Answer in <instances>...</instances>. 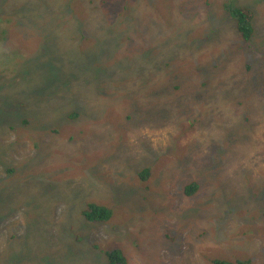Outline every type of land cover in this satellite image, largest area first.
Listing matches in <instances>:
<instances>
[{"label": "rangeland", "instance_id": "374dc122", "mask_svg": "<svg viewBox=\"0 0 264 264\" xmlns=\"http://www.w3.org/2000/svg\"><path fill=\"white\" fill-rule=\"evenodd\" d=\"M17 1L26 3L21 7L24 11L35 9L30 0ZM39 1L44 4L45 12L40 6L39 12L29 13L46 26L29 28L30 34L25 38L14 30L13 14L0 18V81L3 83L0 91V258L3 259V253L11 249H19L18 253L30 243L31 251L35 248L38 253L45 248L48 253H53L60 249L61 242L66 241L74 246L73 250L82 246L81 252L74 254H90L83 258L99 255L102 258L100 264H106L101 252L113 250H120L128 264H152L156 262L152 260L150 249L154 246L156 220H163V226L168 223L165 227L176 225L178 231L188 220L179 214L186 207L195 205L199 217L196 216V224L188 229L189 236L183 238L184 250L173 264H211L216 259L264 264V213L258 215L260 209L264 212V205H253L246 186L250 183L256 191L262 190L264 202V180H255L256 171L245 172L247 167L255 164L251 160L255 146L251 142L242 149L239 158L227 155L230 154L227 147L230 121L243 116L245 106L251 107L249 113L254 119L264 115L261 109L263 92H255L244 104L242 95L247 85L264 83L261 63L264 51L258 52L264 46V0H92V4L91 0H73L74 5L80 7L74 9L77 18L88 19L94 27L98 19L91 17L92 14L112 18L109 26L115 24L113 33L134 36L131 46L125 45L123 36L118 41V48L104 41L108 36L105 30L96 36L90 35L83 43H78V39L71 40L67 31H62L57 24L58 14L50 15L59 10L54 5L59 1ZM88 4L93 7L90 13ZM224 4H238L255 11L256 33L250 45L257 49L256 63L254 57L249 59L232 45L226 47L223 41L213 45L211 41L210 53L222 51V58L229 60L228 73L237 76L251 73L245 80H229L231 76L217 70L215 79L219 81H210L213 70L195 67L190 61L186 63L184 59L190 60L189 54L179 50L181 46L188 49L195 45L199 34L206 36L216 31L215 37H218L225 28L216 25L218 22L214 20H230ZM85 6L87 10L83 8ZM24 11H20L21 20H25ZM208 20L215 23L207 24ZM51 30L63 35L55 46L52 42V51L51 39L47 36ZM41 43L44 47L40 49ZM106 44L107 53L103 47ZM38 53L55 56L56 70L30 67L28 75L21 80L18 74L24 68L17 65L26 59L34 61ZM210 53L197 50L194 59L202 63L211 59ZM120 63L124 69L115 66ZM160 63L164 68L156 72L155 67ZM218 64L215 61L213 69H221ZM248 67L250 71L246 69ZM95 68L110 69L123 80L122 83L114 80L116 83L105 86V89L113 90L121 87L117 90L118 96L114 92L109 99L98 97L97 90L105 82L93 81ZM238 81L239 87L233 91ZM229 92L231 98H228ZM26 94L41 104L33 105L35 110L28 113V124L23 128L7 114L14 102L23 100ZM128 111L132 124L142 119L139 113L146 115L142 123L150 125L160 121L153 119L154 112L167 120L179 115L189 120L171 121L159 130L146 128L144 124L137 128L126 127L119 118L126 117ZM16 121L24 140L19 141V136L9 131V126ZM42 123L45 131L40 129ZM111 133L115 134L112 140L116 142L122 141L124 135L123 143L113 151L114 143L106 140L111 139ZM260 140L264 148V136ZM190 141L198 147L192 154L187 153ZM213 149L225 155L219 168L215 169L217 178L211 182L202 180L191 197L172 190L168 192L167 188H173L177 180L184 184L189 182V175L208 174L213 169ZM180 156L181 162L177 164ZM144 159L153 161L146 184L140 183L136 170ZM237 161L241 167H238V176L233 177ZM185 167L188 170L179 173ZM5 168L14 170V175L5 174ZM156 178L161 179V192L156 197L157 212H133L128 202L120 199L122 193L130 198L140 197L142 190L147 185L150 188ZM229 202L233 207H228ZM87 203L111 209L108 222H84L81 212ZM244 217L247 219L239 224L238 220ZM42 229L43 234H52V237L38 243L36 240ZM27 230L31 233L25 235ZM203 231L202 238L198 233ZM79 235L84 236L88 244L81 245ZM143 249L150 251L149 257L143 254Z\"/></svg>", "mask_w": 264, "mask_h": 264}, {"label": "trees", "instance_id": "16d2710c", "mask_svg": "<svg viewBox=\"0 0 264 264\" xmlns=\"http://www.w3.org/2000/svg\"><path fill=\"white\" fill-rule=\"evenodd\" d=\"M30 1L32 3L34 2L35 12H39L40 6H42L43 11L45 12L44 4H42L39 0H30ZM58 1H59V3L54 4V5L56 7H58L57 9H59V10L51 13L50 15L58 14V16L56 17L57 22H58L57 24L60 25V27L62 28V31L63 30L67 31V34H68L67 36L71 40L78 39V41H77L78 43H83L86 40H88L90 35L96 36V34L99 33V31L101 32V31L105 30L106 34L108 36L105 37L104 41L111 43L114 48H118V41L121 38H123V36L125 37V45H126V43L130 44V46H131V44H134L135 38H134V36H130L129 33H124L121 36H120V33H117V34H116V32L113 33V30L115 31V28H113L115 26V24H113L114 26H109V23H111L112 18L108 19L107 17H101L99 15L97 16L96 14H92L91 17L98 19V23H97L96 27H94L92 22H88V19H84V17L77 18V12H76V15L74 14V9L76 10L77 5H74L73 0H58ZM24 4H26V3H21V2H18L17 0H0V18L6 17L8 15V13L13 14L14 19H15L14 24H13L15 32H17L19 34H23L24 38H25L30 34L29 28H34V27L45 28L46 23L42 24L41 22H38L35 19V16H32L29 13V12L32 13V11H34L32 8L29 10H26V11H24V9H21V7ZM91 4H92V0H91ZM91 4H88L90 6L89 13L91 12L90 10L93 8L91 6ZM10 5H14V6H16V8L11 9V8H9ZM86 7L87 6H85L83 8L86 9ZM77 8H80V7H77ZM223 8L227 12L228 18L230 20L228 21L227 19H222V18H217L214 20L215 22H218V24H216V25L225 28L223 31L219 32L218 37H215L216 31L213 32V28H211V32H213V33H211L209 35L203 36L202 34H199L197 39H196L197 43L195 45H193L191 47L187 46L188 49H185L182 46L179 48V50L189 54L190 60L184 59L182 55H180L179 57L184 59L186 61V63L190 61L191 63L194 64L195 67H205L208 69H212L213 70V77H211L210 81L216 80L215 79V71H217V70H221L222 72L224 71V73H226L227 76H231V78H228L229 80H233V79L245 80V78L247 79V78L251 77V73H250V75H244V76H237V75H233V74L228 73L226 70V67H227V61L229 62V60L222 58L223 55L220 54L222 51H217L214 54L215 56L210 53V51L212 50L211 41H212L213 45L217 44L221 41H223V43L225 44L226 47L228 45H232V46H234L236 51H242L243 55L247 56L249 59L251 56L254 57L253 61L256 63L258 61L257 51H256L257 49H254L250 45V42L254 36V33H256V30L254 28L255 11H253L249 7H242L238 4H236V5L224 4ZM21 10H23L24 13H26V14H24L25 20L20 19V17H22V14H20ZM221 11H222V6L220 7V12ZM19 15H20V17H19ZM204 15H208V14L204 13ZM88 17H89V15H88ZM253 20H254V24L252 23ZM211 22H212V24L215 23L212 20H208L207 24H209ZM230 23L232 25H230ZM227 25H230L228 27L230 30H227ZM51 28H53V27H50L49 29H51ZM257 32H259V31L257 30ZM47 36L51 39V51L53 48L52 42H54V46H55L57 43L60 42L61 38L63 39V35L61 37L60 32H58V33L52 32V30ZM215 40H217V42H215ZM43 47H44V45H43V43H41L40 49ZM103 47L105 48L106 53H107V51H108L107 44L104 45ZM197 50H200L201 52L202 51L209 52L210 54L208 56H211V59H208L202 63L198 62L196 59H194V57L196 56ZM261 51H264V46H261V50H258V52H261ZM232 52L234 53L233 50H232ZM56 53L59 57V52L56 51ZM38 54H39V56L34 57V61H32V60L27 61V59H26L25 61H22L20 64L17 65V67H19V68L20 67L24 68L23 70L19 71V74H18V76L21 80H23L22 77H25L28 75L30 67L36 68V69L42 68V69H44V71L56 70L55 69L56 68L55 56H50L51 53L49 54V56H44L41 53H38ZM141 57H143V55H141ZM165 57H166V55L163 58H165ZM42 58H45V59H42ZM95 58H98V56H95ZM125 61H127L126 57H125ZM215 61H218L219 62L218 65L221 66L224 70L222 68L220 69L218 67L213 69V63ZM127 62H129V61H127ZM162 62H164V61H162ZM11 63H12V60H11ZM261 63H262L263 68H264V58L261 60ZM10 66L12 67V70L15 69V67L12 64ZM115 66H119V67H121V69L125 68V66L122 63H120L119 65H115ZM161 68H164L163 63H160V66H156L155 71L161 72ZM112 69H114V67H112ZM246 69H248V71H250L249 67ZM239 71L241 72V70H239ZM93 75H94L92 77L93 81H98L100 83L105 82V84L100 86L97 90L98 97L109 99L112 97L111 95L114 92H115V95L118 96L117 90H119L121 87H115L114 90L113 89H105V86L107 83H111V82L116 83L114 80L120 81L119 83L123 82V80L121 78H119L117 73L111 72L110 69L100 70L98 68H95ZM15 76H16V78L18 77L17 75H15ZM165 80L169 81L171 79L165 78ZM216 81H219V80H216ZM220 82H221V80H220ZM260 82L261 81L255 83V84H252V85H247L243 89V91H242V95L244 98L243 104L245 102H247L249 100V98L255 94V92L257 93L258 91L259 92L261 91L264 93V83H260ZM2 87H3V83H1V81H0V91H1ZM238 87H239V81L237 83H235V85L233 87V91L237 90ZM228 98H231L230 92H229ZM37 103L41 104V102H39V101H36V100L33 101L30 94H26L25 98L23 100H18L16 102H14L13 108L10 110V112L7 115L12 116L15 120H17L19 122V126L26 128L27 124H28L26 122V119L28 118L27 117L28 113L35 110L33 108V105H36ZM154 106H157V105L154 104ZM158 107H160V105H158ZM250 109H251L250 106L249 107L245 106L243 116H241L237 120H233L232 122L230 121L229 126H231V127L227 130V132H228V134H227V137H228L227 147L230 149V154H227V155H228V157H237L238 156V158H239L242 154V149L247 148L248 145L252 142L255 146V151H254V155L251 157V160H253L255 164L247 167L245 169V172L246 171H249V172L256 171L255 180L261 181V180H264V170H263L264 169V148L262 147L261 140H260V138L264 136V115H262V117L254 119V116H251L249 113ZM261 109H262V112H264V102H263V106H261ZM138 111H139V109H138ZM142 111L144 113L147 112L145 109H142ZM236 113H234V114H236ZM139 114L142 116V119L140 121H138L137 124H132L129 122V120H131L130 116H129V111H128L126 117L123 116V117L119 118L120 123L124 124L126 127L136 126V128H137L139 125L144 124L142 122L146 118L145 114H141V113H139ZM245 115H248V116H245ZM153 119H160V121L158 123L152 124V125L144 124V126L146 128L152 129V130H159V129H163V127H165L167 124H170L171 121L176 123L180 119L181 120L183 119L185 121L189 120V118L183 117V115L174 116L173 119L167 120V119H164L163 117L159 116L158 112H154ZM224 119L226 120V118H224ZM0 120H1V118H0ZM17 121L9 126V131L11 133H13L14 135L19 136V141H21V140H24L25 138L21 132V128H19V126L17 124ZM126 121L128 122V124H125ZM193 121L194 120H192V122ZM7 123H8V120H7ZM44 125L45 124L42 123L40 126V129H42L43 131L46 130ZM177 126H179V125H177ZM190 128H188V129H190ZM127 131H130V130H127ZM109 136L111 139H106V140H109V141L114 143L112 151L115 150L118 146H120L124 141V135H123L122 141H119V142L112 140L115 138L114 133L109 134ZM253 137H254V141H252ZM98 139H100L101 141H105V138H103V137H98ZM175 143H176V140H175ZM174 150L175 151L178 150L176 146L174 147ZM197 150H198V147L193 146L191 141H190V148L188 149L187 153L192 154V153H195ZM212 158H213L212 159L213 160V165H212L213 169L212 170L210 169V172L208 174H205V173L203 174L202 172H199L201 175L199 174L198 177H194V176L189 175V182L184 183V184L181 182V180H177L178 183L173 184V188H169V187L167 188L168 192L170 190H172L176 193H180L182 196L191 197L193 194H195L198 191L199 184L202 180H206L207 182L208 181L211 182L215 177L217 178L218 175H217V171H215V169L219 168V166L221 165L222 161L225 158V155L223 154V152H220V151L213 149ZM180 162H181V156L177 160V164H180ZM132 163H134L133 160H132ZM152 163H153L152 160L144 159L143 164L141 166H139L138 169H136L140 183L146 184L148 182V180L151 176V165H152ZM243 164H245V163H243ZM240 165L241 164L239 163V161H237L235 163V167H236L237 171L234 170L233 177L238 176V174H239L238 173V167ZM185 168L183 170H180L179 173H181L182 171L186 172L188 169H187V167H185ZM5 172H6L5 174H7V175H14V173H15V171L10 169V168H5ZM249 174L251 175V173H248V176H249ZM160 181H161L160 178H156L154 183L152 184V186L150 188H148V185H147V187H145L142 190L141 196L138 198H130L126 194L122 193V194H120V199L124 200L125 202L127 201L133 212H137V211L142 212L143 210H146L147 212L148 211L151 212L154 210L155 212H157L158 209H157V204H156V202H157L156 197L161 192V190L159 189V182ZM246 186L249 187V193L251 195L250 199L252 200L253 205L263 206L264 205L263 197H262L263 191L262 190L256 191V187L250 185V183H248ZM34 193H35V190H34L33 185H32L31 195H33ZM224 207H225V205H224ZM228 207H233V204H231L229 202ZM246 207H249V206L246 205ZM263 213L264 212L260 209V213L258 215H263ZM111 215H112L111 209L106 208L104 206L96 205V203H87L85 209L81 212V217H82L83 221L88 223V224L106 223L111 218ZM208 215H209V213H208ZM222 215L225 217L227 216L225 214H222ZM179 216L186 217V220L187 219L188 220L187 221L185 220L186 222L181 225V229L178 231L176 229V227H177L176 225H174L173 227H165V225H167L168 223L165 222V225L163 226V223H164L163 220L162 221H159V219L156 220L157 228H156L155 236L153 237L154 246L150 247V249L152 251V253H151L152 254V260H156V262H151L152 264H173L174 262H176L175 261L176 258L179 257L180 253L184 250L185 243L183 242V238L189 236L188 229L190 228V226L193 227L196 224L195 218H196V216L199 217V211L195 205H191V206L186 207L185 210L179 214ZM179 216H176V218ZM246 219L247 218L244 217L241 220H238V223L241 224V221H244ZM224 220H225V222L227 221L226 219H224ZM30 233L31 232L29 230L24 232L25 235H28ZM17 234L18 233L16 232V235ZM198 234L201 235V237L203 238L205 235V232L203 231V232L198 233ZM49 236L52 237V234H49V235L43 234V229H42L40 231V233L38 234V238L36 241L39 243L41 240H45V239L49 238ZM78 241L80 242L81 245L88 244L87 240H84V236L81 237L79 235ZM34 244L36 245V242ZM45 245L48 249L50 248V246L48 244H46V242H45ZM136 246L138 247V245H136ZM198 246L203 248L199 243H198ZM73 249H74L73 245H71L70 243H68L66 241H63L60 244V249L56 252L48 253L45 248H41L39 250V252L37 253V252H35V248H34V251H31V243H30L26 247H22L21 251L18 253H16V251H18L19 249H11L7 253L2 252L5 256L3 257V259L0 258V264H34V263L35 264H39V263H41V264H93L96 262H98V264H100L101 263L100 261H102V258H100L99 255H95V256H92L91 258L87 259L88 257L83 258V256H89L90 254L82 255V256L74 254V253H80L82 246L78 250H73ZM149 253H150V251L148 249H143V254H145V256L149 257ZM101 254L104 255L106 264H128L127 259L121 253L120 250H113L111 252H104V253L101 252ZM97 257H99L100 260L95 259ZM188 262H191V261H188ZM211 264H249V261L248 260L224 261V260L216 259V260H213L211 262Z\"/></svg>", "mask_w": 264, "mask_h": 264}, {"label": "bare ground", "instance_id": "6f19581e", "mask_svg": "<svg viewBox=\"0 0 264 264\" xmlns=\"http://www.w3.org/2000/svg\"><path fill=\"white\" fill-rule=\"evenodd\" d=\"M110 11V10H109ZM92 21V20H91ZM95 22V21H94ZM82 37V36H81ZM92 37V36H91ZM80 38V37H79Z\"/></svg>", "mask_w": 264, "mask_h": 264}]
</instances>
